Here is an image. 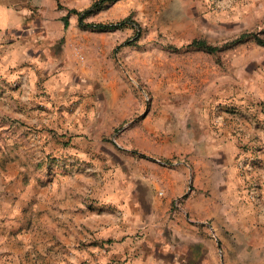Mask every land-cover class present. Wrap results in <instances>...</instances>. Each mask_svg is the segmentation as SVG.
I'll return each mask as SVG.
<instances>
[{
	"label": "rangeland",
	"instance_id": "rangeland-1",
	"mask_svg": "<svg viewBox=\"0 0 264 264\" xmlns=\"http://www.w3.org/2000/svg\"><path fill=\"white\" fill-rule=\"evenodd\" d=\"M36 1L0 34V264H264V0H117L106 32Z\"/></svg>",
	"mask_w": 264,
	"mask_h": 264
},
{
	"label": "crops",
	"instance_id": "crops-1",
	"mask_svg": "<svg viewBox=\"0 0 264 264\" xmlns=\"http://www.w3.org/2000/svg\"><path fill=\"white\" fill-rule=\"evenodd\" d=\"M37 5L39 4L36 0H0V34L29 25L34 13L32 7L34 8V6ZM163 208L167 212L168 205L165 204ZM229 210L230 208L226 207L225 211L230 215L231 211ZM181 211L183 213H189L197 222L202 223L204 220L214 217V199H207L197 195L196 192L193 191L186 201L184 208H181ZM207 252L212 255L210 250ZM210 259L211 258L207 259L208 262ZM212 262H214L213 256Z\"/></svg>",
	"mask_w": 264,
	"mask_h": 264
},
{
	"label": "trees",
	"instance_id": "trees-1",
	"mask_svg": "<svg viewBox=\"0 0 264 264\" xmlns=\"http://www.w3.org/2000/svg\"><path fill=\"white\" fill-rule=\"evenodd\" d=\"M116 1L117 0H99L93 4L91 9L84 11L82 13H80L76 10H70L67 15H65L61 18V20L64 23L65 29H67L69 27V16H70V14L75 13V14L80 16L79 22H80V26L83 29L99 31V32L114 31L116 29H119V28L125 26L129 22V19L123 20L119 23L103 24V23H85L84 17L92 9L100 8L104 4H110V3H114ZM254 39L258 42L259 45L264 46V40L262 38L254 36ZM188 47L203 50V51H206L208 53H215V52L220 50V48L214 47V46L210 45L209 43H207L206 41H203V40H194L188 45Z\"/></svg>",
	"mask_w": 264,
	"mask_h": 264
}]
</instances>
